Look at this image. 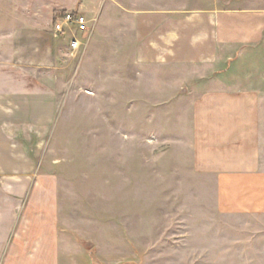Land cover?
Instances as JSON below:
<instances>
[{
  "label": "rangeland",
  "instance_id": "obj_1",
  "mask_svg": "<svg viewBox=\"0 0 264 264\" xmlns=\"http://www.w3.org/2000/svg\"><path fill=\"white\" fill-rule=\"evenodd\" d=\"M150 1L0 0V64L50 89L0 97V178L30 177L0 179L15 192L0 264H264L249 228L264 213L227 211L215 168L196 162L199 103L177 93L199 87L194 64L144 51L165 7ZM63 11L91 21L74 53L52 28Z\"/></svg>",
  "mask_w": 264,
  "mask_h": 264
},
{
  "label": "crops",
  "instance_id": "obj_2",
  "mask_svg": "<svg viewBox=\"0 0 264 264\" xmlns=\"http://www.w3.org/2000/svg\"><path fill=\"white\" fill-rule=\"evenodd\" d=\"M150 2L165 7L150 14L157 33L144 51L165 53L173 63H193L189 74L199 78L195 91L182 83L177 93L195 95L192 101L199 103L195 159L198 165L215 168L217 202L228 206L229 212L264 213V1ZM158 21L165 27L159 32ZM49 92L47 84L17 64H0L1 98L28 94L39 101ZM2 175L6 185L30 178L28 174ZM14 193L0 190V200L7 204L5 216L0 213V219L6 220L0 221V255L13 219ZM249 226L252 238L261 234L264 246V223ZM38 245L32 258L44 261L45 241L41 239ZM253 256L264 261V254ZM25 259H31L29 253Z\"/></svg>",
  "mask_w": 264,
  "mask_h": 264
},
{
  "label": "built area",
  "instance_id": "obj_3",
  "mask_svg": "<svg viewBox=\"0 0 264 264\" xmlns=\"http://www.w3.org/2000/svg\"><path fill=\"white\" fill-rule=\"evenodd\" d=\"M90 19L85 14L76 11L59 13L52 23L55 33L69 35L67 48L70 53L77 51L84 43L83 40L91 30Z\"/></svg>",
  "mask_w": 264,
  "mask_h": 264
}]
</instances>
